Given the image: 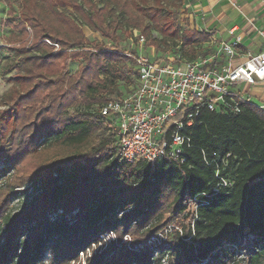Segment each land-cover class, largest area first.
Instances as JSON below:
<instances>
[{
    "label": "trees",
    "instance_id": "1",
    "mask_svg": "<svg viewBox=\"0 0 264 264\" xmlns=\"http://www.w3.org/2000/svg\"><path fill=\"white\" fill-rule=\"evenodd\" d=\"M111 5L158 48L138 17L142 9L135 1L134 11L127 8V0H104L101 7L93 0H25L16 23L7 22L21 34V61L8 79L14 93L0 116H5L3 129H18L22 136L9 150L0 151V176L10 170L15 174L10 181L5 177L6 186L0 187V224L5 228L0 264H36L51 233L81 234L74 251L98 233L119 227L118 244L86 264H161L165 256L167 264H241L232 260V248L248 236L258 240L251 245L248 264H264V109L248 102L238 113L202 110L182 131L191 140L184 163H127L118 145L109 142L92 152L81 151L106 124L98 114L100 106L127 93L116 90L120 75L115 66L132 59L88 41L82 31L86 26L112 38V22H107ZM13 13L8 5V14ZM208 38L193 29L184 32L182 44L191 52L188 61L195 59L193 48ZM72 62H79L78 69L69 74ZM73 106L80 108L70 115L64 112ZM216 172L229 184L213 192L220 181ZM27 183H38L40 192L8 218L13 189ZM167 213L176 228L169 249L153 256L122 245L124 235L145 227L156 233ZM48 214L57 218L50 221ZM24 231L27 238L18 252L17 238Z\"/></svg>",
    "mask_w": 264,
    "mask_h": 264
},
{
    "label": "rangeland",
    "instance_id": "2",
    "mask_svg": "<svg viewBox=\"0 0 264 264\" xmlns=\"http://www.w3.org/2000/svg\"><path fill=\"white\" fill-rule=\"evenodd\" d=\"M103 1L104 0H93L98 7L102 6ZM133 1L141 7L142 13L138 14V17L142 19L145 26L149 27L150 39H155L157 41L158 48L157 46L149 45L147 37L140 34L141 30L137 27L133 28L126 20V17L121 14V11L114 5H111V13L107 17V22H112L113 37H102L100 33L92 32L86 26H82V31L88 41L97 45H103L108 50H113L121 54L126 52L128 54H140L148 58L158 57L163 60H174L179 58L188 61L187 57H191V52L188 51V45L182 44V37L185 31L191 29L195 30L196 25L195 21L194 23L190 21L191 18L189 17V7L187 6V2L184 4V0H159V3L156 4L154 0H127V8H131L134 11L135 7L133 5ZM8 2L9 3H6L5 1L0 0V43L8 45L6 48H0V111L8 110L7 102L14 93V84L8 81V79L16 73L17 67L21 61V51L19 46L22 40L21 34L18 30H14L12 27L8 26L7 22L16 23L15 19L19 18L20 8L25 0H9ZM8 5L12 6L14 11L13 15L8 14ZM68 10L70 11L71 9L68 8ZM72 16L77 19L79 24L83 22L82 19L76 17L75 15ZM164 27L165 29L162 31ZM172 32H174L175 35L169 34ZM139 36H142L145 40L143 45H140L136 41V38ZM193 51L194 53L192 55H194L195 59L201 58L202 60L210 63L211 66L222 65V63L225 62V55L227 56V54L223 51V45L211 43L209 38L205 42L196 45L193 48ZM33 53L39 55L34 51ZM78 63L79 62H72L69 64V74H74L77 71ZM123 63L115 66L117 75H120L117 80L116 90L126 89L129 91L134 84L129 81V76L132 75L134 77V67L132 69L133 63H131V61H127L126 64ZM244 85L250 86L246 84ZM244 85L235 84L233 89H243ZM78 108L80 107H69L65 109L64 112L70 115ZM11 113L13 114V112ZM2 117L5 116H0V151H7L11 148L13 142L20 141L22 135L18 133V129L12 130V128L9 131L3 129ZM33 132L34 129H31L28 134L31 136ZM103 142L112 143V145L117 147L114 130L107 124L93 134L88 145L83 147L81 151L84 153L92 152ZM3 166L4 164L1 162L0 168ZM14 175V171L10 170L6 172L3 177L0 176V187L3 188L6 186L7 182H4L5 177L9 179L8 181H10L13 179ZM40 189L41 188L38 183H27L22 187H15L13 189L15 194L11 195L6 210L7 217L11 218L29 206L40 192ZM47 218L50 221H54L57 217L54 214H48ZM167 218L168 213L165 215V221L161 225L160 230L156 233H152L151 228L145 227L136 234L124 235L122 238V245L130 250H133L134 253H140L144 250H148L152 252L153 256H156L161 248L169 249L172 244L174 234L173 231L176 228L172 222L168 221ZM109 230L114 233L115 242H112L105 249H102V252L107 250L110 246L118 244L119 238L117 234H120L122 231L121 227L115 230ZM4 232L5 228L0 224V245L2 244V236ZM144 232L145 234L142 235ZM69 233L70 232H67L64 235L51 233L49 240L44 243L42 246L43 248L37 255L36 264H86V261L90 258L88 257L87 260L86 258L82 259L80 256V250L94 241L98 234L92 237L89 242L86 241L87 244L84 246L82 245L77 247L74 251H72L75 243L82 240V235L74 233L70 236ZM125 236L128 238L126 237L125 239ZM26 238V231H24L23 234L17 238V242L20 244L18 252L21 251L22 242ZM256 243H258V240H255L252 236L244 238L237 247L234 246L232 248V260L234 262L242 260L241 264H248L249 256L253 254V248H251V245ZM165 252H167V250H165ZM98 254L99 253H97V255ZM167 260L168 258L165 256L161 261V264H167ZM206 262L207 261L203 260L201 264H206Z\"/></svg>",
    "mask_w": 264,
    "mask_h": 264
},
{
    "label": "built area",
    "instance_id": "3",
    "mask_svg": "<svg viewBox=\"0 0 264 264\" xmlns=\"http://www.w3.org/2000/svg\"><path fill=\"white\" fill-rule=\"evenodd\" d=\"M259 34L264 37V31ZM136 41L140 45L145 42L142 36ZM45 42L58 48L57 44ZM7 46L0 43V48ZM223 51L228 59L235 56L229 46H223ZM122 55L132 59L134 84L122 97L108 99L100 106L98 114L113 128L118 154L127 163L140 160L157 163L163 159L184 163V150L191 147V140L182 131L193 125L200 112L221 108L238 113L249 101L233 91L234 85L252 86L257 79L264 80V47L259 54L248 57L236 67L211 66L201 58L187 61L126 52ZM216 177L220 181L213 192L229 184L218 172ZM112 242H115L112 231L100 232L80 250V256L87 260Z\"/></svg>",
    "mask_w": 264,
    "mask_h": 264
},
{
    "label": "crops",
    "instance_id": "4",
    "mask_svg": "<svg viewBox=\"0 0 264 264\" xmlns=\"http://www.w3.org/2000/svg\"><path fill=\"white\" fill-rule=\"evenodd\" d=\"M186 2L195 30L206 32L211 43L234 50L232 59L223 53L225 62L220 66L236 67L262 51L264 37L259 31H264V0H184V4ZM233 91L264 109V80L257 79L254 85Z\"/></svg>",
    "mask_w": 264,
    "mask_h": 264
}]
</instances>
